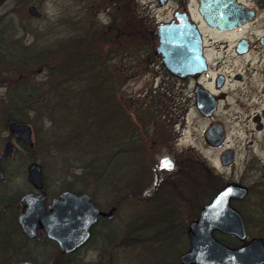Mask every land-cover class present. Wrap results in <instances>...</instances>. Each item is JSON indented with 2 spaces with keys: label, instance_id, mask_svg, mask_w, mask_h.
<instances>
[{
  "label": "flooded vegetation",
  "instance_id": "flooded-vegetation-1",
  "mask_svg": "<svg viewBox=\"0 0 264 264\" xmlns=\"http://www.w3.org/2000/svg\"><path fill=\"white\" fill-rule=\"evenodd\" d=\"M188 1L184 0L182 8L176 11L184 12L188 21L194 24L198 35L193 43L195 46L187 42L183 47L192 50L196 47L203 56L204 68L183 76L173 73L162 64L161 53L156 51L155 44L153 55L149 58L150 70L152 77L161 76L160 85L156 86H163L169 98L165 103L157 100L159 110L149 116H138L134 111L124 116L122 109L118 110L117 134L119 132L124 141L125 133L128 136L131 134V138L134 133L133 145L136 154L140 156L134 185H125L127 179L124 174L121 175L123 184L119 197L122 200L128 197L141 201L144 196L142 199L145 202L162 199V202L157 201V208L155 206L148 214L156 218L173 215L186 220V228L182 230L188 243V248L183 251L186 252L190 249V222L199 218L205 206L221 190L230 185L237 186L239 189H233V194L225 198L223 211L214 216L228 218L237 215L242 221L244 237L240 238L214 226L210 232L214 238L231 248L240 247L252 239H260L264 247V32L258 36L240 33L257 20L262 0H251V3L225 0L228 8L233 4L242 7L237 13L231 12L230 17H227L229 20L221 25L213 24L215 22L211 18L207 21L200 11V0H193L190 6ZM250 11L253 12L251 15ZM187 41H192L189 36ZM246 56L250 57L246 59L245 66L239 67V60H244ZM254 56L256 58L252 61ZM128 128L133 133H127L125 130ZM188 135L200 139L208 149L218 150L217 165L210 162L207 165L209 173L218 180L215 185L204 180L203 168L197 170L198 180H192L193 177L188 180V171L193 176V168L190 170L189 164L193 163L192 167L198 165L199 168L204 166V159L199 154L189 147H177L178 140ZM6 141H11L14 147L11 155L0 158V170L4 178V160L11 158L18 148L29 151L34 146L9 134L2 141L0 151ZM126 141H129V137ZM123 148L125 146L121 148L122 153L125 152ZM152 149L155 150L153 154L163 152L162 160L157 162L159 166L153 171L155 176L158 170L156 181L152 180L149 170L140 169L144 155ZM261 156L263 162H260ZM165 158L168 159L163 161ZM33 161L37 162L30 158L26 165L23 186L11 185L8 187L9 195L0 197L6 209L0 212V240H5L4 248L10 252L7 255L10 264H66L63 258L72 257L77 249L61 251L58 242L45 228L48 222L45 217L53 207V202L60 198V193L70 189L51 192L43 180L42 172L41 186L36 187L27 178V166ZM164 162L169 167H165ZM257 167L258 176L255 175ZM228 169L230 172L226 174ZM162 181L164 183L161 185ZM156 184L161 185L158 186L157 196L154 195V188H158ZM130 187H133L132 192L129 191ZM136 189H144L141 192L144 195ZM70 191L82 192L77 188ZM42 192V205L37 198L28 205L32 216L27 224L32 226L30 234L26 233L18 220L24 207L22 197L24 194ZM91 199L94 200L92 196ZM40 207L42 210L38 211ZM215 208L220 209L217 205ZM109 219L97 218L88 229V241L81 248L86 244L91 245L97 223H105ZM180 254L178 264H182ZM260 264H264V260Z\"/></svg>",
  "mask_w": 264,
  "mask_h": 264
},
{
  "label": "rangeland",
  "instance_id": "rangeland-1",
  "mask_svg": "<svg viewBox=\"0 0 264 264\" xmlns=\"http://www.w3.org/2000/svg\"><path fill=\"white\" fill-rule=\"evenodd\" d=\"M244 1L247 3L252 2L251 0ZM183 2L184 0H165L163 2L161 0H0V34L8 30L7 35L3 37L0 43L7 38L15 43H18L17 40H22L23 43L21 44L23 45L25 43L27 45L37 43L33 47L31 46L33 54L40 55L39 52L44 50L43 53L47 55L53 53L65 60L84 53L88 54V50H102L100 54L96 53L101 56L102 60L104 58L106 61L104 53L107 52L108 60L105 62L106 66L103 69V72H106L107 80L110 79L108 70L113 68L109 64L114 66L117 61L121 67H125L124 61L125 63L129 61L127 62L130 64L128 73L126 75L122 74L121 83L106 86V89L103 88V91L108 90V93L104 94L105 98L102 103L92 102L96 109L97 107L107 109V115H110L111 111H117L118 113V109H122V114L126 112L127 116V112L128 115H131V112L134 111L132 108L138 106V100L142 96L149 95L150 89L148 88L160 85L161 76L152 77L151 66H149L146 59L148 55L141 53H145L147 48L152 53L154 52V46L157 44V25L173 18L174 11L180 10ZM192 3L193 0L188 1L189 6ZM30 5H34L41 14L39 16L30 14L27 10ZM260 8L259 17H257L254 24L243 28L240 33L258 36L264 32V3L260 5ZM71 25L75 29L70 28ZM101 25L103 27L107 26L104 31L107 33V42L102 43L99 38H95V41L87 40L89 29H98ZM9 28L11 29L9 30ZM132 29L136 30L138 34L125 39L124 34L131 32ZM11 31L15 32V35ZM69 37H75V40L70 41ZM153 37H155L156 43ZM108 39L111 42L108 43ZM116 40L118 42H115ZM127 42L128 46L132 45V47L136 44L135 50L138 49V51L135 52L134 49L130 48L127 58L116 56L114 53L116 43L120 46L119 53ZM89 53L97 57L96 53ZM13 55L12 58L16 59ZM141 57L144 58L139 61ZM248 57L250 56H246L244 60H239L238 66L244 67ZM44 58L40 55V60ZM255 58L254 56L252 61ZM3 60L4 57L0 55V62ZM53 60L58 59L53 58ZM41 62L43 68L31 71L33 68L31 66L24 72L16 69H3V65L0 64V147L2 141L10 134L6 124L9 110L6 112L4 106V102L8 100V86L15 87L23 81L27 82L26 79L30 78L31 81H36L45 77V75L47 76V66L43 61ZM117 70L120 71L119 68ZM114 74H116L115 71ZM3 78H8L6 85L1 83ZM159 91L161 92L158 93ZM156 92V97L165 92L162 95L163 97L160 98L163 103L169 98L168 92L166 93L164 88ZM100 94H103V92H100ZM150 97H147L146 100L141 99L145 102L144 107L148 110L149 105L153 107L155 105ZM88 104L91 105V103ZM129 104H132V107ZM108 108L113 109L109 111ZM103 109L101 110L103 111ZM145 111L147 114L150 113L146 109ZM33 112L34 110H28V117H32ZM10 114L13 113L10 112ZM60 116L66 118L64 114L60 113ZM34 118L35 120L33 119L31 123L24 121L30 124L32 128L31 138L34 146L29 151L18 148L11 158L4 160L3 168L6 173L4 180L0 181V197L9 195L8 187L11 185L23 186L26 179V165L32 158L41 164L43 180L51 192L55 191L57 193L58 190L77 188L91 194L90 196L103 209L115 206L113 218L105 223L100 221L95 226V235L90 243L91 245L86 244L75 252L72 257L65 260L63 258V261L66 264H178V255L188 248L186 235L182 231L186 228L187 221L173 215H162L158 218L150 216L148 214L150 210L152 211L158 202H162V199L160 201L152 200V202H145L142 199L144 196L141 197V201H135L128 197L124 200L120 199L118 194L119 190H122L123 184L121 175L124 174L126 179L130 181V185H134L137 164L140 158H137L136 153L134 156L132 151H129L131 154L126 155H131L135 161L128 165H126V161L120 164L121 159L118 156L117 144L114 141L116 133L110 132L112 126L106 127L107 135L103 134V142H95L94 139H85L82 142L80 140L82 137L77 140H74V138L71 140L69 137L71 141L65 142L63 138L68 136L67 132L69 130H58L59 128H56L53 132L51 130L45 131L49 127V120L45 117L39 120L36 117ZM114 118L116 120L118 116H113ZM28 120L30 121V119ZM73 120L75 121V119ZM125 131L133 133L130 128ZM125 135L128 137L126 133ZM118 137L119 145L125 146V150L128 146L129 149L134 148V133L133 137L129 138L130 141H126L128 138L122 141L119 132ZM55 143L58 144V147ZM95 143L101 144L100 155L92 158H90L92 156L90 155L86 160L83 154L84 148L91 150ZM183 146L189 147L204 159V166L201 168L198 165L192 167L191 164L193 163L190 162L189 169L193 168V176L191 171H188V180L192 177V180H198L197 170L200 171L203 168L205 169L204 180L215 185L218 180L215 175L209 173L207 165L209 162L217 165L218 150L208 149L200 139L192 138L191 135L183 136L178 140L177 147ZM154 151L153 149L152 151L149 150L144 155L143 166L141 165L140 169L149 170L152 180L156 181L158 170L155 176H153V171L155 172L159 166L157 162L162 160L161 155L163 152L162 154H153ZM260 158V162H263L262 156ZM258 168L256 176L259 174ZM225 172L226 174L229 173L230 169ZM163 183L162 181L161 185ZM159 185L156 184L155 186L158 187ZM159 187L154 188L155 196L158 195ZM132 188L130 187V192L133 191ZM136 190L141 193L144 189ZM5 210L4 203L0 202V212H5ZM104 233H106V236L103 235ZM0 242V264H10L7 261L9 260L7 255L10 252L4 248L5 240H0Z\"/></svg>",
  "mask_w": 264,
  "mask_h": 264
},
{
  "label": "water",
  "instance_id": "water-1",
  "mask_svg": "<svg viewBox=\"0 0 264 264\" xmlns=\"http://www.w3.org/2000/svg\"><path fill=\"white\" fill-rule=\"evenodd\" d=\"M241 5L225 6V0H200V11L209 22L211 18L215 23L221 25L229 20L230 13L239 11ZM28 12L33 15H40V12L30 5ZM250 15L253 13L250 11ZM177 21L160 23L157 26L156 35L158 45L156 51L161 53L163 65L173 73L183 76L187 73L200 71L204 68V60L197 48L184 49L185 43H194L197 34L193 23L188 21L184 13L177 14ZM187 36L192 41H187ZM187 43V44H188ZM195 46V44H193ZM7 129L14 137L32 145L31 128L26 123L9 121ZM14 144L6 141L0 158L3 155H11ZM164 161H166L164 159ZM165 164V162H164ZM27 178L36 187L41 186V165L31 162L27 166ZM4 174L0 170V180ZM233 189L237 186H227L221 190L211 203L205 206L199 218L189 224L188 237L190 249L179 256L182 264H260L264 260V247L260 239H252L250 242L231 248L214 238L210 229L214 226L226 232H232L238 237H244V229L241 219L233 214V217L214 216L223 211L225 198L233 194ZM44 193L24 194L22 201L24 207L19 213L18 220L22 230L31 232L30 224H27L32 216L29 203L36 198L42 205ZM222 203V204H221ZM220 208V209H216ZM41 207L38 211H41ZM114 208L107 211L94 206L90 195L86 192L81 194L73 193L69 190L62 191L60 198L53 202V207L45 217V228L60 245L61 251L73 250L80 246L89 236V227L95 222L97 216L110 218L113 216ZM37 211V212H38ZM226 211V210H225Z\"/></svg>",
  "mask_w": 264,
  "mask_h": 264
},
{
  "label": "trees",
  "instance_id": "trees-1",
  "mask_svg": "<svg viewBox=\"0 0 264 264\" xmlns=\"http://www.w3.org/2000/svg\"><path fill=\"white\" fill-rule=\"evenodd\" d=\"M262 3H264V0H262ZM113 27V26H111ZM70 28H73V25L70 26ZM11 28H9L10 30ZM107 29V26L103 27L102 25L97 29H89V32L87 33V40H94L95 38H99L103 42H107V33L104 32ZM12 32V31H11ZM136 30H133L129 33L124 34L125 39L132 38L133 36L137 35ZM141 32V31H139ZM7 32H3L0 34V41L7 35ZM142 33V32H141ZM12 34L15 35V32ZM11 35V34H10ZM123 36V35H122ZM145 38H148L144 36ZM143 38V37H142ZM70 41L75 40V37H69ZM18 43H15L14 41H11L10 39H4L2 43H0V55L4 57V60L0 62V64L3 65V69H16L17 71H25L27 68L33 66L31 71L38 70L42 67V62L45 63L47 66V76L42 77L36 81H31L30 78L26 79V81H23L22 83L16 85L15 87L8 86V100L4 102V106L6 107L7 117L6 122L9 120H16L19 122H32V120L36 117L38 120L42 118H46L49 120V127L46 128L45 131L53 130L55 131L56 128H59L58 130H69L67 132V135L63 140L65 142L71 141L73 138L74 140L80 139L83 142L85 139L92 140L94 139L95 142H103V134H106L107 128L112 126V133H116L114 136L115 144H117V152L119 153L120 164L124 161H126V165L129 163H133L135 161L129 151H132V153L135 156L136 150L135 148L129 149V146L126 148H123L125 151L122 153V145H119V137L117 134L118 130V123L119 120L115 118L113 119V116H119V112L117 111H111L113 108H108L109 111H111V116L107 115L108 112L104 110L103 108L96 109L95 105L93 103H102L106 92L108 93V90L103 91V88L106 89V86H113L121 83V76L122 74H127L129 70V65L127 62L124 61L125 67H121V65L118 64L116 61L114 63V66L112 64H109L112 69L108 70L110 72V79H106V72H103L104 67L106 66V61L108 60V56H106V61L102 60L101 56L99 55L102 50L100 51H92L88 50V54H81L78 56H75L72 59H64L59 58V56L48 53L45 54L43 51H40V55L42 57H45L43 60H40V55H35L31 52V49L33 45L37 43H31V45H25L21 44L23 43L22 40H17ZM6 42V45H5ZM111 42L108 39V43ZM115 42H118L117 40ZM113 42V43H115ZM149 45L148 43H146ZM5 45V46H4ZM103 45V44H102ZM32 46V47H31ZM45 46V45H44ZM20 47V48H19ZM137 45L135 44L133 47L132 45L128 46V42L126 43V46L122 48V50L118 53V50L120 49V46L116 43V47L114 48V53L118 57H125L127 58V55L129 53V49L132 48L135 50ZM112 50V49H111ZM144 50V49H143ZM141 50V52H143ZM138 51V49H137ZM135 50V52H137ZM19 52V53H18ZM89 52L93 53H99L97 54V57L94 54H90ZM104 52V51H103ZM14 54V55H13ZM148 55L147 63L150 61V57L153 55L152 51L150 49H146L145 53H141ZM12 55L16 58H12ZM112 56V54H110ZM53 58H56L58 60H53ZM144 57H141L143 59ZM118 60V59H117ZM55 62V63H54ZM109 66V67H110ZM120 69L118 71L117 69ZM114 71L116 74H114ZM3 76V75H2ZM116 78H115V77ZM128 76V75H127ZM1 83L7 84L8 78L1 79ZM107 83V85H105ZM164 87L160 86L157 87V89H150L149 95L142 96L141 99H145L147 97H150L151 99L156 100L152 101L155 105L150 106L149 110L144 107V101L141 99L138 100L139 104L137 107H133L135 114L138 116H149L152 113H155V110H159V107H157V100H160L165 94V92H162V95H159V97H156V94L158 90L163 89ZM152 90V92H151ZM100 92H103V94H100ZM105 92V93H104ZM159 91L158 93H160ZM93 102V103H92ZM88 103H91L88 104ZM130 107H132V104H129ZM148 105V104H147ZM113 107V106H112ZM4 109V110H5ZM95 110V112L92 111ZM103 109V111L101 110ZM139 109V110H138ZM145 109L149 111L150 113L147 114ZM28 110H34L32 117H28ZM120 111V109H118ZM151 110H153L151 112ZM13 113L12 115L10 114ZM61 114H64L65 117H61ZM159 113V112H158ZM116 114V115H115ZM24 116H26L24 118ZM124 116H126V112H124ZM30 119V121L28 120ZM75 119V121L73 120ZM44 130V129H43ZM71 132V133H70ZM111 133V135H112ZM70 134V135H69ZM74 135V136H72ZM128 135V134H127ZM71 138V140L69 139ZM131 138L130 136H128ZM126 136V138H128ZM112 138V137H111ZM113 139V138H112ZM61 141V144L63 142ZM113 141V142H114ZM130 141V140H129ZM54 144V143H53ZM55 145L58 147V144L55 143ZM128 145V144H126ZM101 144L95 143L91 150H86L84 148V156L89 157L92 155V157H96L97 155H100L101 152ZM129 149V150H127ZM138 155V154H137ZM111 156V155H110ZM109 156V157H110ZM140 156L138 155L137 158ZM132 158V159H131ZM83 159V158H82ZM85 159V158H84ZM89 159V158H88ZM98 161L100 159H97ZM130 178V177H129ZM128 178V179H129ZM125 185L129 186L130 181L126 180ZM131 186V185H130ZM74 190V188H72ZM119 195V194H118ZM106 236V235H105ZM104 239V237H103ZM106 239V238H105ZM106 241V240H105ZM80 250V249H78ZM76 250L75 252H77ZM87 264V263H85Z\"/></svg>",
  "mask_w": 264,
  "mask_h": 264
},
{
  "label": "snow or ice",
  "instance_id": "snow-or-ice-1",
  "mask_svg": "<svg viewBox=\"0 0 264 264\" xmlns=\"http://www.w3.org/2000/svg\"><path fill=\"white\" fill-rule=\"evenodd\" d=\"M164 166H165V167H169V165H167V164H165Z\"/></svg>",
  "mask_w": 264,
  "mask_h": 264
},
{
  "label": "bare ground",
  "instance_id": "bare-ground-1",
  "mask_svg": "<svg viewBox=\"0 0 264 264\" xmlns=\"http://www.w3.org/2000/svg\"><path fill=\"white\" fill-rule=\"evenodd\" d=\"M2 198H4V197H2ZM166 236H167V235H166ZM166 236H165V237H166Z\"/></svg>",
  "mask_w": 264,
  "mask_h": 264
}]
</instances>
